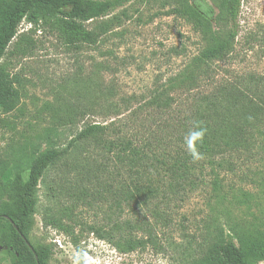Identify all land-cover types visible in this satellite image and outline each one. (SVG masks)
I'll return each mask as SVG.
<instances>
[{"label": "trees", "instance_id": "obj_1", "mask_svg": "<svg viewBox=\"0 0 264 264\" xmlns=\"http://www.w3.org/2000/svg\"><path fill=\"white\" fill-rule=\"evenodd\" d=\"M130 1L0 0V63L23 22L35 31L49 29L65 46L81 50L96 46L113 22L101 21L92 30L88 25ZM177 3L172 12L201 37L197 56L132 111L133 102L139 103L135 96L120 103L108 99V114L118 117L125 107L127 117L87 125L63 145L56 144L59 130L53 128L44 150L14 162L8 176L15 172V180L0 187V221L7 228L0 245L7 248L11 264H48L52 256L49 246L31 251L23 239L29 242L41 185L51 202L63 205L62 194L73 203L61 212H47V226L74 237L78 204L95 205L102 219L81 226L123 254L157 247L160 229L174 226L176 197L188 189H209L220 212L203 220L199 236H185L182 264L264 262V198L255 201L238 186L260 184L264 195V76H233L228 69L225 76L219 74L222 65L235 63L240 55L242 0ZM260 42L264 57V38ZM20 98L16 82L0 66V109L15 111ZM197 124L206 135L196 145L202 158L193 160L184 140ZM59 169L64 181L55 179L49 186V174ZM228 178H238V183Z\"/></svg>", "mask_w": 264, "mask_h": 264}, {"label": "rangeland", "instance_id": "obj_2", "mask_svg": "<svg viewBox=\"0 0 264 264\" xmlns=\"http://www.w3.org/2000/svg\"><path fill=\"white\" fill-rule=\"evenodd\" d=\"M178 1H130L108 17L89 24L92 30L101 21L113 22L96 46L81 50L65 46L49 29L35 31L28 23L21 24L0 63L21 94L15 111L6 114L0 109V187L15 180V172L8 174L21 155H32L46 148L51 129L59 130L56 144L63 145L87 125H108L127 117L130 111L125 107L120 109L118 117L108 114V99L120 103L122 98L135 96L139 103L133 102L132 111L200 53L203 45L199 34L172 12ZM187 1L192 5L197 2L212 5V0ZM262 38L264 0H242L236 47L240 55L235 63L222 65L219 74L225 76L224 70L228 69L233 76L247 73L264 76ZM70 122L74 123L70 125ZM20 173L25 182L28 172L24 169ZM55 179L64 181L61 169L49 174V186ZM227 180L238 183V178ZM238 186L251 193L255 201L262 202L260 184ZM36 198L29 243L34 248H51L48 264H182L185 251L180 245L186 244L185 236H199L203 220L220 212L211 190L188 189L172 203L174 226L160 229L157 247L123 254L81 226L82 222L92 224L102 219L97 206L90 209L78 204L75 212L79 224L73 223L75 240L44 222L47 212H61L64 207L72 206V200L61 194L64 206L51 202L46 185L39 187ZM2 208L4 204L0 200V211ZM106 210L104 206L103 211ZM6 231L5 223L0 221V239ZM10 259L7 248H3L0 264H11Z\"/></svg>", "mask_w": 264, "mask_h": 264}, {"label": "clouds", "instance_id": "obj_3", "mask_svg": "<svg viewBox=\"0 0 264 264\" xmlns=\"http://www.w3.org/2000/svg\"><path fill=\"white\" fill-rule=\"evenodd\" d=\"M205 135L206 129L197 124L194 126V129L190 130L185 136L184 143L186 145V150L188 151L189 155L192 156L193 160H199L202 158V154L198 152L196 145L202 142Z\"/></svg>", "mask_w": 264, "mask_h": 264}, {"label": "water", "instance_id": "obj_4", "mask_svg": "<svg viewBox=\"0 0 264 264\" xmlns=\"http://www.w3.org/2000/svg\"><path fill=\"white\" fill-rule=\"evenodd\" d=\"M26 242V244L30 247L31 250H33V247L31 246V244L25 239L23 238ZM3 248L0 246V251L2 250ZM36 259L38 260V258L36 257Z\"/></svg>", "mask_w": 264, "mask_h": 264}, {"label": "flooded vegetation", "instance_id": "obj_5", "mask_svg": "<svg viewBox=\"0 0 264 264\" xmlns=\"http://www.w3.org/2000/svg\"><path fill=\"white\" fill-rule=\"evenodd\" d=\"M28 246V245H27ZM29 247V246H28ZM29 249H30V247H29ZM31 250V249H30ZM31 251H33V250H31Z\"/></svg>", "mask_w": 264, "mask_h": 264}, {"label": "built area", "instance_id": "obj_6", "mask_svg": "<svg viewBox=\"0 0 264 264\" xmlns=\"http://www.w3.org/2000/svg\"><path fill=\"white\" fill-rule=\"evenodd\" d=\"M58 243V242H57Z\"/></svg>", "mask_w": 264, "mask_h": 264}]
</instances>
